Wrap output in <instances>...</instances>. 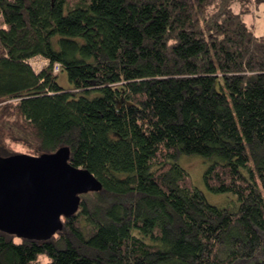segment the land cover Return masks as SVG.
<instances>
[{"label":"trees","instance_id":"obj_1","mask_svg":"<svg viewBox=\"0 0 264 264\" xmlns=\"http://www.w3.org/2000/svg\"><path fill=\"white\" fill-rule=\"evenodd\" d=\"M262 3L0 0V158L66 147L101 184L47 241L0 230V264H264Z\"/></svg>","mask_w":264,"mask_h":264},{"label":"water","instance_id":"obj_2","mask_svg":"<svg viewBox=\"0 0 264 264\" xmlns=\"http://www.w3.org/2000/svg\"><path fill=\"white\" fill-rule=\"evenodd\" d=\"M60 147L38 156L0 158V230L20 239L47 241L74 214L80 196L101 189L87 170L69 163Z\"/></svg>","mask_w":264,"mask_h":264},{"label":"rangeland","instance_id":"obj_3","mask_svg":"<svg viewBox=\"0 0 264 264\" xmlns=\"http://www.w3.org/2000/svg\"><path fill=\"white\" fill-rule=\"evenodd\" d=\"M244 20L248 24H252L255 35H261L264 28V3L253 7L250 6V12L244 16ZM29 64L32 69L37 73L42 67L47 65V61L40 57H36L29 60ZM57 72V71H55ZM58 82L60 85L66 87V76L64 73H59ZM10 148L14 153L25 154L23 147L17 145L16 143H11ZM178 164L189 173L193 181L194 186L204 195L208 203L215 206H231V201H234L235 198L228 194H214L207 190L203 182V174L205 169L208 166V163L203 160L201 157L193 156L187 157L183 156L179 159ZM45 259H43V262Z\"/></svg>","mask_w":264,"mask_h":264}]
</instances>
